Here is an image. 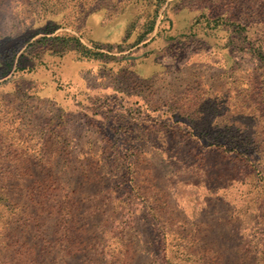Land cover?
I'll use <instances>...</instances> for the list:
<instances>
[{
	"label": "rangeland",
	"instance_id": "rangeland-1",
	"mask_svg": "<svg viewBox=\"0 0 264 264\" xmlns=\"http://www.w3.org/2000/svg\"><path fill=\"white\" fill-rule=\"evenodd\" d=\"M0 264H264V0H0Z\"/></svg>",
	"mask_w": 264,
	"mask_h": 264
},
{
	"label": "trees",
	"instance_id": "trees-1",
	"mask_svg": "<svg viewBox=\"0 0 264 264\" xmlns=\"http://www.w3.org/2000/svg\"><path fill=\"white\" fill-rule=\"evenodd\" d=\"M163 1H164V0H163ZM152 29H153V27H150L149 32H151ZM60 38H61V37L58 36V39H60ZM64 38L72 39V37H67V36H65ZM64 38H62V39H64ZM142 39H143V38L140 37L139 41H141ZM76 42H77V45H80L83 49L88 50V48H86V47L82 44V42H80L79 40H76Z\"/></svg>",
	"mask_w": 264,
	"mask_h": 264
}]
</instances>
